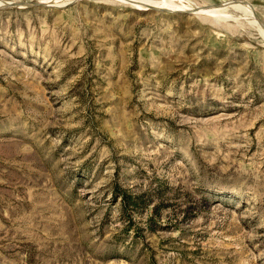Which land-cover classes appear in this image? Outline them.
I'll return each instance as SVG.
<instances>
[{"label":"rangeland","instance_id":"1","mask_svg":"<svg viewBox=\"0 0 264 264\" xmlns=\"http://www.w3.org/2000/svg\"><path fill=\"white\" fill-rule=\"evenodd\" d=\"M159 1L0 0V264H264V30Z\"/></svg>","mask_w":264,"mask_h":264},{"label":"bare ground","instance_id":"2","mask_svg":"<svg viewBox=\"0 0 264 264\" xmlns=\"http://www.w3.org/2000/svg\"><path fill=\"white\" fill-rule=\"evenodd\" d=\"M127 1V0H126ZM238 1H241V0H238ZM159 2H161L162 4H164L165 6H168L167 8L169 7H173L175 9H178V10H184V8L182 7H178L175 6L174 4H172L171 1H165V0H160ZM243 3H246L247 5H249L247 2L245 1H241ZM3 4V3H2ZM250 6V5H249ZM1 7V6H0ZM197 7V6H196ZM193 7L191 10H196L198 9V7ZM251 7V6H250ZM190 9V8H189ZM200 9V7H199ZM228 9H231L233 10L236 14H239V15H243L245 16L247 19H249V21L251 22L252 25H254L255 27H257L258 29L260 30H264V22H261L260 21V18L258 17V15L255 13V16L257 17V19L251 17L248 13H246L242 7H240L239 5H236V4H225V5H219V6H212V7H209V8H206V9H203L201 10L200 12H205L206 14L212 16V17H217V18H222V17H227L225 15V13L228 11ZM229 13V12H228ZM244 17V18H245ZM248 21V20H247ZM264 33V32H263ZM264 35V34H263Z\"/></svg>","mask_w":264,"mask_h":264},{"label":"water","instance_id":"3","mask_svg":"<svg viewBox=\"0 0 264 264\" xmlns=\"http://www.w3.org/2000/svg\"><path fill=\"white\" fill-rule=\"evenodd\" d=\"M233 0H229V1H226V2H222V3H219V5H227V4H232ZM34 4H45L44 2L42 1H36V2H33ZM26 4H29L27 2H13V3H7L5 4V6H19V5H26ZM3 6V7H5ZM2 7V6H1ZM207 7H204L203 9H206ZM203 9H196V10H188V9H185V11L187 12H196V13H202L200 12L201 10ZM184 11V10H183Z\"/></svg>","mask_w":264,"mask_h":264},{"label":"trees","instance_id":"4","mask_svg":"<svg viewBox=\"0 0 264 264\" xmlns=\"http://www.w3.org/2000/svg\"><path fill=\"white\" fill-rule=\"evenodd\" d=\"M121 191L122 192L120 193V195H121V198L125 206L129 205L130 203H134V204L138 203L139 199H137L136 197L134 198L133 196L129 195L125 190H121ZM118 195H119V192H116V197Z\"/></svg>","mask_w":264,"mask_h":264}]
</instances>
